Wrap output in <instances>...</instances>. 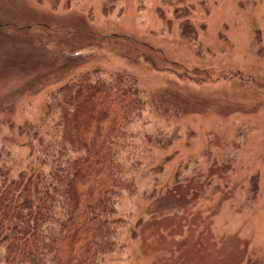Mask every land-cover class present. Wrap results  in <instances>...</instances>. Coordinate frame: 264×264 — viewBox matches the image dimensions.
Returning <instances> with one entry per match:
<instances>
[{
  "label": "rangeland",
  "instance_id": "374dc122",
  "mask_svg": "<svg viewBox=\"0 0 264 264\" xmlns=\"http://www.w3.org/2000/svg\"><path fill=\"white\" fill-rule=\"evenodd\" d=\"M177 1L0 0V157L35 143L31 127L17 137L27 121L53 135L55 88L133 75L148 97L131 140L140 165L106 264H264V0H190L186 12ZM164 62L199 76L180 81Z\"/></svg>",
  "mask_w": 264,
  "mask_h": 264
},
{
  "label": "trees",
  "instance_id": "16d2710c",
  "mask_svg": "<svg viewBox=\"0 0 264 264\" xmlns=\"http://www.w3.org/2000/svg\"><path fill=\"white\" fill-rule=\"evenodd\" d=\"M177 2L180 10H192L190 0ZM167 7L164 3L163 9ZM187 25L182 26L184 35H194ZM37 28L57 32L48 26ZM164 64L180 81L199 76L200 68ZM103 73L99 69L95 75ZM147 99L133 75H105L96 83L80 76L55 88L46 102L50 103L44 118L56 119L52 136L37 133L43 124L23 123L17 137L31 127L35 143L24 139L15 157L6 159L3 152L0 157L13 163L3 172L0 167V264H106L107 256L121 252L118 236L127 222L119 207L122 196L134 188L132 169L140 165L131 140L134 126L144 118ZM18 124L13 120L11 130ZM157 134H146L148 150ZM0 149L6 151L3 145ZM148 193V189L142 193L144 202ZM155 194L151 192L147 200ZM252 261L246 264H257Z\"/></svg>",
  "mask_w": 264,
  "mask_h": 264
}]
</instances>
